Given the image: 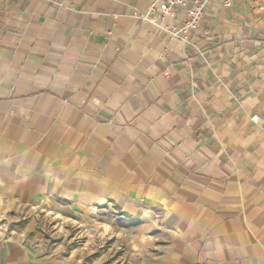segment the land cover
<instances>
[{
    "label": "crops",
    "instance_id": "obj_1",
    "mask_svg": "<svg viewBox=\"0 0 264 264\" xmlns=\"http://www.w3.org/2000/svg\"><path fill=\"white\" fill-rule=\"evenodd\" d=\"M154 1L0 0V264H81L7 234L42 205L130 217L133 264H264V0L184 42Z\"/></svg>",
    "mask_w": 264,
    "mask_h": 264
},
{
    "label": "rangeland",
    "instance_id": "obj_2",
    "mask_svg": "<svg viewBox=\"0 0 264 264\" xmlns=\"http://www.w3.org/2000/svg\"><path fill=\"white\" fill-rule=\"evenodd\" d=\"M130 217L116 208L95 209L88 213L63 208H25L7 215V234L33 243H43L48 249L57 248L76 253L81 264H133L129 238L135 232Z\"/></svg>",
    "mask_w": 264,
    "mask_h": 264
},
{
    "label": "built area",
    "instance_id": "obj_3",
    "mask_svg": "<svg viewBox=\"0 0 264 264\" xmlns=\"http://www.w3.org/2000/svg\"><path fill=\"white\" fill-rule=\"evenodd\" d=\"M213 1H220L224 6H230L232 0H155L145 14V19L160 25L172 39L184 42L187 35L197 28L207 6ZM177 11L184 12V19L179 24L162 26L156 19L163 20L166 17H173Z\"/></svg>",
    "mask_w": 264,
    "mask_h": 264
},
{
    "label": "trees",
    "instance_id": "obj_4",
    "mask_svg": "<svg viewBox=\"0 0 264 264\" xmlns=\"http://www.w3.org/2000/svg\"><path fill=\"white\" fill-rule=\"evenodd\" d=\"M130 226L134 225V223H129Z\"/></svg>",
    "mask_w": 264,
    "mask_h": 264
}]
</instances>
